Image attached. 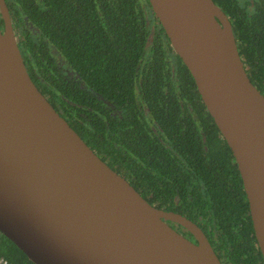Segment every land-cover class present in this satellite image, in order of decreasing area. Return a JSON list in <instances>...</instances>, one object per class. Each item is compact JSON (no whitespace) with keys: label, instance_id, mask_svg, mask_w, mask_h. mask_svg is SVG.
<instances>
[{"label":"water","instance_id":"water-1","mask_svg":"<svg viewBox=\"0 0 264 264\" xmlns=\"http://www.w3.org/2000/svg\"><path fill=\"white\" fill-rule=\"evenodd\" d=\"M228 146L264 260V97L213 0H148ZM0 0V233L33 264H220L198 228L149 204L30 79ZM162 218L187 227L193 244Z\"/></svg>","mask_w":264,"mask_h":264},{"label":"trees","instance_id":"trees-1","mask_svg":"<svg viewBox=\"0 0 264 264\" xmlns=\"http://www.w3.org/2000/svg\"><path fill=\"white\" fill-rule=\"evenodd\" d=\"M4 3L20 37V52L30 78L110 167L128 179L137 178L140 187L149 188L159 201V174L162 164H168L161 151L163 144L147 131L145 120L137 115L140 110L135 112L132 107L136 95L146 98L149 110L165 97L167 116L157 122L173 145L172 157L179 155L181 162L199 165L200 170L213 169L214 191L210 183L206 185L216 200L228 201L237 191L243 194L231 152L201 102L188 70L175 52L177 62L162 66L163 51L156 37H167L148 0ZM218 3L222 6V1ZM177 98L188 103L197 116L191 117L187 106L179 114ZM113 104H119L120 116L111 110ZM176 116L182 120H176ZM200 128L213 129V133L196 135L193 130V137L187 136L191 129L200 133ZM118 155L123 164H113ZM148 169L155 173L149 175ZM231 173L236 179L229 182ZM207 177L201 179L206 183ZM0 259L9 264H33L1 233Z\"/></svg>","mask_w":264,"mask_h":264},{"label":"flooded vegetation","instance_id":"flooded-vegetation-1","mask_svg":"<svg viewBox=\"0 0 264 264\" xmlns=\"http://www.w3.org/2000/svg\"><path fill=\"white\" fill-rule=\"evenodd\" d=\"M213 1L220 7L231 24L230 27L237 53L249 81L264 97V0ZM216 1H222V6ZM8 15L14 36L16 38V45L20 52V37L18 32L14 30V24L9 13ZM1 29L2 17L0 14V30ZM156 31L159 32V29ZM156 40H160L159 48L161 51H163V62L161 61L162 66L165 68V64L176 63L177 60L173 49L171 47L168 49V38L164 39L161 34H158ZM164 50H167L168 53L165 54ZM256 67L259 68V71L254 70ZM171 83L175 84L174 82ZM162 84L164 85V82ZM135 91L137 92L136 88ZM176 100L179 101L177 110L179 114H182L181 112L183 111L184 106L188 107V103L181 101L179 98ZM145 104L146 98H140L138 95H136L134 97V103L132 107L133 111L136 112L137 110H140V113L137 115L145 120L147 124V131H152L154 137H157V139L161 141L160 143L163 144V147L161 148L163 158L164 161H167L168 163L162 164L159 174V201L155 200L157 196L152 193L149 188L142 189L140 187V185L137 183V178V181L135 180V177H129L128 179L123 172L110 167L102 155L95 154L113 171L122 176L153 207L164 212L178 214L193 223L210 245L220 264H264V260L254 236L243 188V194L241 191H237L235 198H232L231 195V199H228V195V201L224 200L221 202V200H216L214 197L215 194L211 195L206 185L207 183H210L214 191L213 184L216 182V175H214L213 169L207 168L205 170H200L199 165L191 166L181 162L178 159L179 155L172 157L174 150L173 145L167 138H165L164 132L162 131L163 129L157 122L158 118H165L167 116L165 97L160 98L157 102H155L154 106L151 108L152 110L147 109ZM111 110L114 114L120 116L119 113L121 110L119 109V104H113ZM187 110L191 113V117L195 118V116H197L196 112L191 107H188ZM60 116L67 122V120L62 115ZM187 116L189 117L190 115L187 114ZM176 120H182V118L176 116ZM193 130H195L196 135H202L206 132L209 136L213 133V129H210L209 131H203V129L200 128V133L197 131V129H191L188 131L187 136L193 137ZM116 132L118 135L119 132ZM182 132L184 131L182 130ZM201 142H204V138L201 139ZM204 149L205 147H203V150ZM148 151H150L149 145ZM128 158L131 160L132 157L129 156ZM113 164H123L119 155L118 161L114 162ZM154 173L155 172H152L148 169L149 175ZM237 175L240 180L238 171ZM206 176L208 177L206 178L207 182L205 183L201 178ZM232 179H236L235 176L233 178V174L228 179V181L230 182ZM201 181L203 184H200ZM240 184L242 187L241 180ZM215 208L218 209L216 210ZM162 221L177 234L181 235L191 243H198L197 237L183 224L168 218H162Z\"/></svg>","mask_w":264,"mask_h":264},{"label":"built area","instance_id":"built-area-1","mask_svg":"<svg viewBox=\"0 0 264 264\" xmlns=\"http://www.w3.org/2000/svg\"><path fill=\"white\" fill-rule=\"evenodd\" d=\"M0 264H9L4 259H0Z\"/></svg>","mask_w":264,"mask_h":264}]
</instances>
